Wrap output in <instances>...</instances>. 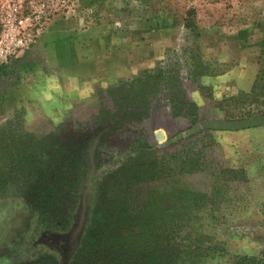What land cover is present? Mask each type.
Here are the masks:
<instances>
[{
    "label": "rangeland",
    "instance_id": "obj_1",
    "mask_svg": "<svg viewBox=\"0 0 264 264\" xmlns=\"http://www.w3.org/2000/svg\"><path fill=\"white\" fill-rule=\"evenodd\" d=\"M37 1L50 11L44 33L0 68V264H52L37 239L46 229L71 228L83 184L99 193L101 212L119 207L129 216L148 214L150 198L165 208L178 192L206 195L181 231L219 252L195 264L260 257L264 124L216 125L226 113L231 120L264 111L262 98L234 104L264 68V0ZM158 66L176 75L180 95L150 90L146 73ZM170 96L196 107L200 131L182 141L174 139L193 126L173 115ZM138 143L157 148L156 181H144L133 154L125 155ZM191 159L198 168L181 174ZM120 227L115 242H101L80 264H150V238L143 247Z\"/></svg>",
    "mask_w": 264,
    "mask_h": 264
},
{
    "label": "trees",
    "instance_id": "obj_2",
    "mask_svg": "<svg viewBox=\"0 0 264 264\" xmlns=\"http://www.w3.org/2000/svg\"><path fill=\"white\" fill-rule=\"evenodd\" d=\"M189 18V17H188ZM189 19H186L185 26L188 29H193L189 24ZM150 79V90L157 91L161 86L172 91L177 90L180 95L182 92L178 85V78L172 75L169 70H163L158 66L156 69L146 73ZM141 81V77L132 83ZM177 84V85H176ZM125 88H120L124 91ZM172 89V90H171ZM174 91V92H175ZM176 96V93H174ZM171 97V96H170ZM171 109L174 116H181L187 119L192 124V129L188 132L180 133L175 137L174 141H182L187 137L192 136L200 131L198 121L196 120V107L177 97H171ZM238 98V99H237ZM260 103L264 105V68L260 69L256 76V80L252 86L250 94L239 93L234 104L244 106L248 99L251 103ZM229 99L219 105L221 109L229 107ZM226 104V105H224ZM228 104V105H227ZM226 112V111H225ZM146 117V115L141 116ZM228 120L218 123L216 127L222 130H239L253 128L264 124V111L247 112L240 114L238 119L229 120V114L226 113ZM146 148V152L150 153V166L146 165L142 160V149ZM157 148L146 147V145L136 144L125 155H132L130 160L136 159L140 177H144V181H156L162 173L163 161L158 159L154 153ZM129 161V160H128ZM126 161V163H128ZM196 161L191 159L180 164V173H192L196 171ZM88 184L91 180L86 179ZM85 181H83L84 183ZM87 190L86 184L80 188L77 195L78 204L72 209L73 223L67 231L53 227L46 229L39 234L36 245L40 246L46 255L44 258L52 260V264H80L83 256L88 253L95 254V250L107 240H114V229L116 226H121L120 229L129 227L133 230L132 238L135 241H142L144 247L146 240L150 238V264H195L196 258L205 257L208 254H218L219 250L216 244L213 247L204 246V238L201 235L196 237L188 235L184 231L185 225L195 216L194 208L198 205L203 206L210 198L206 195L178 192L174 206L162 208L157 205L156 199L150 198V211L148 214L143 212L141 215L129 216L125 211L117 210L111 212H101L99 193H94V187H89ZM197 211V210H195ZM125 223L124 225H120ZM80 225L77 235L73 238L72 234L76 227ZM185 235H181V233ZM110 246V245H109ZM105 250V249H103ZM116 256V254H114ZM260 257H237L234 264H264V253ZM93 264H120L119 259H104L99 258Z\"/></svg>",
    "mask_w": 264,
    "mask_h": 264
},
{
    "label": "built area",
    "instance_id": "obj_3",
    "mask_svg": "<svg viewBox=\"0 0 264 264\" xmlns=\"http://www.w3.org/2000/svg\"><path fill=\"white\" fill-rule=\"evenodd\" d=\"M50 11L37 0H1L0 2V68L44 33Z\"/></svg>",
    "mask_w": 264,
    "mask_h": 264
},
{
    "label": "water",
    "instance_id": "obj_4",
    "mask_svg": "<svg viewBox=\"0 0 264 264\" xmlns=\"http://www.w3.org/2000/svg\"><path fill=\"white\" fill-rule=\"evenodd\" d=\"M155 139H156L157 141H160V140L162 139V135H161L160 133H157V134L155 135ZM79 229H80V225H78V226L76 227V229L74 230V232H73V234H72V237H73V238L77 235Z\"/></svg>",
    "mask_w": 264,
    "mask_h": 264
},
{
    "label": "bare ground",
    "instance_id": "obj_5",
    "mask_svg": "<svg viewBox=\"0 0 264 264\" xmlns=\"http://www.w3.org/2000/svg\"><path fill=\"white\" fill-rule=\"evenodd\" d=\"M158 133H160L161 135H162V139L160 140V141H162V140H164V135L161 133V132H158ZM157 134V133H156ZM155 134V135H156Z\"/></svg>",
    "mask_w": 264,
    "mask_h": 264
}]
</instances>
